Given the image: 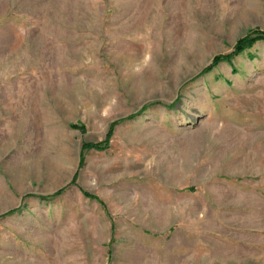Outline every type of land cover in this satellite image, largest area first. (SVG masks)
<instances>
[{"label": "rangeland", "instance_id": "rangeland-1", "mask_svg": "<svg viewBox=\"0 0 264 264\" xmlns=\"http://www.w3.org/2000/svg\"><path fill=\"white\" fill-rule=\"evenodd\" d=\"M0 264H264V0H0Z\"/></svg>", "mask_w": 264, "mask_h": 264}]
</instances>
